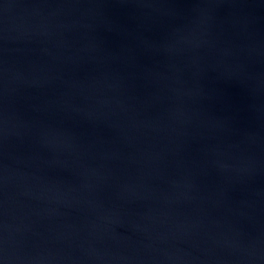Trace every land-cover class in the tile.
<instances>
[{
  "label": "water",
  "instance_id": "1",
  "mask_svg": "<svg viewBox=\"0 0 264 264\" xmlns=\"http://www.w3.org/2000/svg\"><path fill=\"white\" fill-rule=\"evenodd\" d=\"M0 264H264V0H0Z\"/></svg>",
  "mask_w": 264,
  "mask_h": 264
}]
</instances>
